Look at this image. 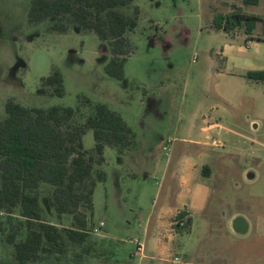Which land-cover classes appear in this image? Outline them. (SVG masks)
Masks as SVG:
<instances>
[{"label": "rangeland", "instance_id": "rangeland-1", "mask_svg": "<svg viewBox=\"0 0 264 264\" xmlns=\"http://www.w3.org/2000/svg\"><path fill=\"white\" fill-rule=\"evenodd\" d=\"M29 1L0 0V120L8 100L25 106L74 107L77 95L83 93L107 103L137 135V147L129 154L104 147L101 168L106 180L95 185L93 211L87 216L91 231L103 222L100 233H92L101 249L85 263L145 264L141 256L154 239L158 207L174 202L170 196L164 198V187L172 183L177 188L174 172L188 145L183 138L194 139L201 116L213 108L222 128L213 129L210 136L224 147L211 148L235 167L232 180L227 178L209 205L219 214L223 209L240 212L249 223L248 232L225 234L224 226L218 224L209 231L198 226V235L189 237L171 229L174 215L168 220V233L175 237L161 239L165 252L152 264H172L174 254H179L182 262L184 253L194 256L197 252L190 261L208 262L220 253L224 258L232 255L231 264H264V82H251L236 74L246 60L264 65V39L254 37L245 43L243 34L235 37L237 33L211 27L212 14L226 12L242 1L133 0L130 5L118 6L129 15H135L134 6L139 9L137 25L127 35L131 53L121 80L103 71L110 56L107 42L91 32L82 33L75 25H69L65 33L52 32L48 28L55 17L28 25ZM243 10L261 18L255 25L261 32L257 36L264 38V0L245 5ZM223 47L226 59L219 58ZM53 65L64 77L62 97L40 87V78L47 76ZM218 69L234 75H217ZM81 120L78 116L77 121ZM82 144L86 149L93 147L91 129L82 134ZM40 204L46 221L58 226L71 224V216L59 218L46 196L40 197ZM148 211H153L149 220ZM6 221L0 212V264H15L12 246L5 240ZM135 238L144 244L142 253L136 251ZM50 264L69 263L65 258Z\"/></svg>", "mask_w": 264, "mask_h": 264}, {"label": "trees", "instance_id": "trees-1", "mask_svg": "<svg viewBox=\"0 0 264 264\" xmlns=\"http://www.w3.org/2000/svg\"><path fill=\"white\" fill-rule=\"evenodd\" d=\"M132 1L30 0L26 23L36 25L55 17L48 28L52 32L65 33L69 25H75L82 33L95 34L109 46L104 73L121 80L131 53L127 35L137 25L135 15L139 9L134 6L135 15H129L119 11L118 6ZM242 2L257 4L258 0ZM260 19L235 8L214 15L212 26L225 31L243 27L251 33ZM244 77L264 81V69L248 70ZM39 83L45 92L58 97L65 94L64 77L57 66H51ZM76 99L74 107L25 106L13 100L4 105L5 116L0 120V212L7 217L5 240L12 246L15 264L59 263L65 258L69 264H86L90 257L100 254L101 243L88 228L87 216L93 211L95 185L106 180L101 168L104 147L129 154L137 147V135L107 103L83 93ZM78 116L81 121H77ZM86 129L92 130L94 139L90 149L82 144ZM42 195L59 218L63 214L71 216L69 226L45 220ZM17 209L19 214L14 216Z\"/></svg>", "mask_w": 264, "mask_h": 264}, {"label": "crops", "instance_id": "crops-1", "mask_svg": "<svg viewBox=\"0 0 264 264\" xmlns=\"http://www.w3.org/2000/svg\"><path fill=\"white\" fill-rule=\"evenodd\" d=\"M222 2L227 3L225 0H222ZM244 6L245 4H243V2L242 4L240 3V5L232 4L231 8L226 10V12L218 11L215 14H212V19L216 14H226L232 10H235V8L246 14L255 15L254 13L244 11ZM258 21H256V23ZM211 27L215 29L212 25ZM257 29V25H255L251 33H246L243 30V27H234L233 29H231V31H225L222 28L216 30H221L231 35H235L237 33L235 37H238L239 34H243L245 37L244 41L245 43H247L254 37L257 40L264 39L257 36L259 33H261ZM255 32L256 35H254ZM230 47H232V45L227 44V48ZM219 58L226 59L224 47L223 50L222 48L220 49ZM262 69H264V65H253L246 60L243 62L241 70L236 74L240 77H244V73L248 70ZM216 74L234 75L233 72L223 71L219 69ZM244 78L247 79L246 77ZM247 80L255 83L264 82L254 81L251 79ZM219 96L222 100H224V102H227L222 93H220ZM213 111V108H211L208 113L201 116L202 124L199 127V132L194 139L183 138V141L188 145L186 150L178 160L177 169L174 172V176H176L175 178L177 180V188L174 187L172 183L169 185H165L164 187V198H168L170 196L174 198V202L171 205L161 203L158 207L157 213L155 215L157 223L153 230L154 239L151 243H149L147 252L143 256H141L145 264L157 263V260L162 258L160 254L165 252V246L161 243V239L165 238L166 240H171L173 239V237H175L174 235H170V233H168L170 232V228H168V226L170 225V221L168 220H170V218H172L179 211H183L188 216L189 227L188 231L185 232V234L189 237L198 235L196 232L199 228L198 226H205V228H207V230L209 231L212 229V227L218 224H222V227L224 226L223 230H225V234L228 231H233L236 233L248 232L249 223L240 216V212H226L223 209L222 213L219 214L217 212L215 213L209 205L212 196H216L217 192L223 189L224 185L227 183V178L228 180H232L231 175L235 167L234 163L226 160V158L223 157L221 153L215 152V150L211 148L213 146L209 144L211 131L215 128H222V125L217 121V117L214 115ZM231 132L236 133V131L234 130H231ZM119 176L120 178H122L123 174L121 173ZM119 188L121 191L120 185ZM152 205L153 207H156L155 199L152 200ZM152 215L153 211L151 214H149L148 211L147 219L149 220ZM237 218L243 220L246 224L245 232H238L235 230L234 221ZM195 223L197 224L195 225ZM197 254H199V252H197L194 256L188 253H184L182 258L183 261L181 262V264H231L230 260L232 259V255L229 254L224 258L220 255V253H218L217 257H212L208 262L199 261L194 263L190 261L192 260L191 258L196 257ZM164 260L167 261L168 259Z\"/></svg>", "mask_w": 264, "mask_h": 264}, {"label": "built area", "instance_id": "built-area-1", "mask_svg": "<svg viewBox=\"0 0 264 264\" xmlns=\"http://www.w3.org/2000/svg\"><path fill=\"white\" fill-rule=\"evenodd\" d=\"M209 144L213 147H218V148H223L224 143L218 140L215 137H211L209 140ZM188 216L186 213L183 211H179L175 214L172 222H171V229L175 232H186L188 229ZM103 225V222H99L98 226L94 227L92 229V233L99 234L100 229ZM134 244L136 245V251L139 253H142L144 251V244L142 241H140L138 238L133 239ZM170 261L172 264H178L181 262V256L179 254H174L171 258Z\"/></svg>", "mask_w": 264, "mask_h": 264}, {"label": "water", "instance_id": "water-1", "mask_svg": "<svg viewBox=\"0 0 264 264\" xmlns=\"http://www.w3.org/2000/svg\"><path fill=\"white\" fill-rule=\"evenodd\" d=\"M234 228L236 231L238 232H245L246 230V224L244 223L243 220L237 218L235 221H234Z\"/></svg>", "mask_w": 264, "mask_h": 264}]
</instances>
